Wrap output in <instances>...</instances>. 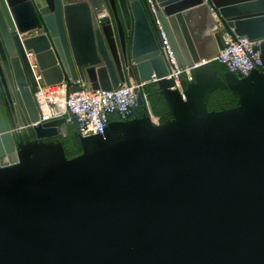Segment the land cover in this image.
Listing matches in <instances>:
<instances>
[{
  "label": "water",
  "instance_id": "water-1",
  "mask_svg": "<svg viewBox=\"0 0 264 264\" xmlns=\"http://www.w3.org/2000/svg\"><path fill=\"white\" fill-rule=\"evenodd\" d=\"M151 1L0 0V264H264V0ZM212 9L262 67L221 80L204 65L181 91L161 31L180 66L214 58ZM32 63L47 85L157 83L172 119L111 121L68 159L66 118L26 127ZM216 89L237 106L209 111Z\"/></svg>",
  "mask_w": 264,
  "mask_h": 264
},
{
  "label": "built area",
  "instance_id": "built-area-1",
  "mask_svg": "<svg viewBox=\"0 0 264 264\" xmlns=\"http://www.w3.org/2000/svg\"><path fill=\"white\" fill-rule=\"evenodd\" d=\"M148 1L152 2L151 0ZM212 11L218 20L217 28L225 41V48L214 58L202 59L186 67L180 66L168 38L161 31L162 53L170 67V73L165 78L172 80L175 88L181 91L183 90V80L187 83L193 82L195 70L215 61L226 65L228 70L237 72L240 75H248L252 70L262 67L259 53L254 52L255 43L244 37L236 36L232 31H227L213 9ZM95 18L97 23L102 24L104 19H111V14L108 8L102 5L96 11ZM31 34H39V30L36 29ZM28 56H31V53ZM35 67V64L32 63L34 71ZM35 77L38 87L34 92V97L40 116L37 122L26 127H34L41 123L66 118L67 123L76 125L79 134L82 136L102 134L110 122L111 115L117 114L123 120L129 119L138 106L137 95L134 92L135 88H144L149 84L131 80L121 84L116 90L106 91L102 89L94 90L81 82H75L72 85L66 82L47 85L42 75L36 71ZM143 97L152 121L159 120L151 111L147 95H143ZM26 127H20V129Z\"/></svg>",
  "mask_w": 264,
  "mask_h": 264
},
{
  "label": "trees",
  "instance_id": "trees-1",
  "mask_svg": "<svg viewBox=\"0 0 264 264\" xmlns=\"http://www.w3.org/2000/svg\"><path fill=\"white\" fill-rule=\"evenodd\" d=\"M213 67L214 72L221 80L225 79V73L228 71L226 65L217 61L210 64ZM187 81L183 80V86L187 87ZM143 95H147L150 103L152 113L160 119V122H165L168 119H172L169 115V109L167 107L164 96L161 93L160 87L157 83H149L143 88ZM239 97L236 93H233L230 89H216L212 92L209 101L207 103L209 111H219L221 109H229L236 107ZM148 114L146 105L137 106L133 115L129 119L135 117H142ZM120 120V118H110V121ZM60 140L63 143L65 153L68 159L79 156L82 153V148L78 139V136L70 132L67 137H61Z\"/></svg>",
  "mask_w": 264,
  "mask_h": 264
},
{
  "label": "crops",
  "instance_id": "crops-1",
  "mask_svg": "<svg viewBox=\"0 0 264 264\" xmlns=\"http://www.w3.org/2000/svg\"><path fill=\"white\" fill-rule=\"evenodd\" d=\"M208 36H209V34L206 35L207 40H208ZM209 37H210V36H209ZM117 116L120 118V120H123V119H122L119 115H117V114L111 115L110 118H111V117L114 118V117H117ZM116 121H119V120H116ZM110 122H111V121H110ZM70 132H73V134H75V135H78V134H79L78 129H77V127H76L75 124L68 123L67 131L64 130L62 136H63V137H67V136L70 134Z\"/></svg>",
  "mask_w": 264,
  "mask_h": 264
},
{
  "label": "flooded vegetation",
  "instance_id": "flooded-vegetation-1",
  "mask_svg": "<svg viewBox=\"0 0 264 264\" xmlns=\"http://www.w3.org/2000/svg\"><path fill=\"white\" fill-rule=\"evenodd\" d=\"M102 1V0H101ZM109 10V9H108ZM109 12H110V10H109ZM111 14V13H110ZM40 33V32H39Z\"/></svg>",
  "mask_w": 264,
  "mask_h": 264
}]
</instances>
